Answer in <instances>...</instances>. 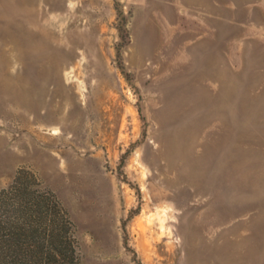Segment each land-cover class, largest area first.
<instances>
[{"label": "rangeland", "instance_id": "1", "mask_svg": "<svg viewBox=\"0 0 264 264\" xmlns=\"http://www.w3.org/2000/svg\"><path fill=\"white\" fill-rule=\"evenodd\" d=\"M18 175L78 264H264V0H0Z\"/></svg>", "mask_w": 264, "mask_h": 264}, {"label": "trees", "instance_id": "2", "mask_svg": "<svg viewBox=\"0 0 264 264\" xmlns=\"http://www.w3.org/2000/svg\"><path fill=\"white\" fill-rule=\"evenodd\" d=\"M71 229L56 197L31 189L21 175L0 191V264H78Z\"/></svg>", "mask_w": 264, "mask_h": 264}]
</instances>
